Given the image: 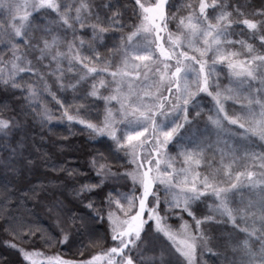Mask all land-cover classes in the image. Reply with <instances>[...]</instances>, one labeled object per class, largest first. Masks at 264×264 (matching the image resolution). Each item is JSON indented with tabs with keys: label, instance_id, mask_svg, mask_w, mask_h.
Instances as JSON below:
<instances>
[{
	"label": "snow or ice",
	"instance_id": "obj_1",
	"mask_svg": "<svg viewBox=\"0 0 264 264\" xmlns=\"http://www.w3.org/2000/svg\"><path fill=\"white\" fill-rule=\"evenodd\" d=\"M20 7L0 0L6 15L0 25L15 57L7 76L0 68V89L20 101L13 106L9 99L0 100V150L5 153L0 156V169L4 170L0 176V229L19 242L5 240V246L28 261L41 253L27 252L20 245L31 240L28 246H34L37 236L47 233L56 244L68 246L75 233L83 236L77 249L80 258L48 257L45 264H166L167 256L174 255L173 248L185 264H200L199 240H205L209 255L215 257L212 264H264V7L248 13L238 2L198 0V13L196 4L186 6L192 10L187 18L179 7L176 12L171 10L170 0H104L99 4L94 0H31L24 7L36 16L29 11L18 15ZM129 9L131 16L127 15ZM172 24H176L175 32ZM237 36L243 38L235 39ZM108 40L112 50L124 58L123 65L111 71L114 65L100 51L109 47ZM65 44L67 52L61 51ZM237 45L245 50L246 59H238L241 53L232 50ZM21 49V55H16ZM45 60L48 73L43 70ZM0 63H6L3 57ZM74 70L75 75H67ZM105 73L118 85L127 82L128 92L118 86L114 93L104 95ZM49 75L56 77L61 92L70 90V101L52 92L47 85ZM133 76L135 81L130 79ZM232 76L244 79L235 87L224 88V79L234 83ZM41 85L63 109L60 122L66 120L69 128L82 126L89 142H110L112 150L120 154L115 160L100 149L89 154L88 168L96 173L95 181L87 179L82 169L63 167L68 173L65 178L79 184L71 187L72 199L67 203L55 195L51 199L44 195L48 188L43 186L39 190L29 186L27 198L19 195L18 178L22 180L34 168L31 154H26L27 122L41 115L35 103L42 98ZM228 101L240 105L236 109L240 115L229 112ZM44 115L53 119L47 111ZM234 125L238 127H231ZM257 142L259 153L255 152ZM214 149L221 152L220 166L201 178L194 166L206 160L208 152L214 155ZM181 158L184 167L176 169L174 162ZM248 159L260 162L258 173H242L232 167ZM58 167L53 163L54 170ZM174 172L183 175V181L173 183ZM220 173L227 179H220ZM243 177H247L253 197L235 203V190ZM106 184L115 187L104 192ZM177 187L179 192L174 191ZM210 197L215 198L209 206L214 214H198L200 205ZM30 198L48 208L50 219L55 217L58 236L42 224L35 205L29 209ZM170 212L181 221L180 240L181 233L167 223ZM184 213L195 222L196 235L188 233ZM238 217L245 223L239 228L242 238L230 244L216 243L207 235L214 225L231 223L237 228ZM86 240L93 246L103 242L102 254L87 258ZM0 264H7V258L0 257Z\"/></svg>",
	"mask_w": 264,
	"mask_h": 264
},
{
	"label": "trees",
	"instance_id": "obj_2",
	"mask_svg": "<svg viewBox=\"0 0 264 264\" xmlns=\"http://www.w3.org/2000/svg\"><path fill=\"white\" fill-rule=\"evenodd\" d=\"M68 2H74V0H68ZM95 3L99 4L104 2V0H94ZM123 2V0H121ZM149 2L154 3L155 0H149ZM209 3H211V0H208ZM218 2H221V0H218ZM224 3H239L243 6L242 10L246 11L248 13H253L259 10L261 7H264V0H223ZM5 3H12L17 4L15 0H5ZM170 3L172 4V11L176 12L177 7H179L183 13V17L187 18L189 14L191 13V9L186 7L190 4H196V12L198 13V0H170ZM15 11V10H13ZM211 11V9H209ZM32 16H36L35 12L30 11ZM74 14V13H73ZM20 14V11L18 13ZM128 16H131V10L129 9ZM31 18V17H30ZM259 17H257L258 19ZM6 19L5 10L3 8H0V21H3ZM133 19H135L133 17ZM179 19V14H177V22ZM39 18L37 17V20H34L33 22H38ZM95 21H90V23H94ZM18 23V21H17ZM131 24V20L128 22ZM139 23V21H137ZM79 27V26H77ZM171 28L173 32L176 30V24H172ZM240 29H236L237 32H239ZM245 32H247V29H244ZM127 35V33H125ZM167 35V33H166ZM243 37H235V39H241ZM69 39L71 37L69 36ZM167 41V40H166ZM249 43H252L250 39L248 40ZM109 47L108 48H101L100 51L102 53H105L107 56V63L113 64L114 67L111 70H115V66H122L123 65V56L120 54L119 51H113L112 50V41H107ZM116 43L118 44L119 41L117 40ZM256 45H259V41L256 40L254 42ZM7 44V47L5 45ZM233 51H238L241 53V55L238 57L240 60H244L247 57L243 54L245 50H242L239 45L235 47V49H232ZM22 49L20 52H17L16 55H21ZM61 51L67 52V45L65 44ZM0 57H3L4 61L6 63H0V68H4L5 72L4 75L7 76V73L12 70V63L15 62V57L13 56V49L10 43H8V36L5 34L4 28L2 25H0ZM28 59H31V57H28ZM174 63V62H173ZM48 61H44V72L48 73L50 72V69L47 67ZM55 65H53L54 67ZM62 66L66 69L68 67L67 60H64L62 63ZM225 67V75L227 74V68ZM75 70L72 73H68L67 75L72 76L75 75ZM23 75V74H21ZM31 75V74H29ZM104 78L106 79L107 83L104 89H102V92L104 95H110L115 92L116 88L121 85H118L115 81H112L111 76H109L107 73L104 74ZM240 79H244L243 77H235L232 76L231 80L234 82L233 84H229L227 79L223 80V87L224 88H232L235 87L236 84ZM67 81H65L66 83ZM91 84V81H89V86ZM47 85L49 88H51L52 92H55L57 94V97H65L67 100H71V92L70 90L67 93L61 92L57 79L54 76L49 75L47 80ZM41 92H42V98L35 101V103L38 105L41 115L37 116L36 119H32L31 117L28 120V130H27V152L26 154L30 153L29 159H31L34 162V168L31 172H25L23 175V179L18 178V186L20 188L19 195L22 197H29L30 194L28 192V188L31 185H35L37 189L39 190L40 187H47L48 192H46L44 195H47L50 199L52 198V195H55L59 199H65L66 203L70 202L72 199V193H71V187H79L78 183H75L72 180H68L65 178V176L68 175V173L63 172V167L69 168H79L82 169L85 173H87V179H90L92 181L96 180V173L92 172L88 168V160H89V154L95 150L100 149L101 151H104L106 154L110 155L114 160L118 159L119 155L118 153L114 152L111 148L110 142L104 143H91L89 142V136L88 132L86 130L82 129V126L76 125L73 128H69L67 121L64 122L59 121V117L61 116V113L63 109L60 108V106L57 104L56 100L52 98V96L46 92L43 91V85H41ZM168 93L165 92V95ZM226 94V93H225ZM246 94V93H245ZM203 95V94H202ZM9 99L13 106H18L20 101L12 100L11 94L5 96L3 94L2 89H0V100L3 99ZM205 99H209L205 96ZM227 106L229 108V112L233 113L235 112L236 115H240L236 109L240 107L239 104L234 103L233 101H228ZM117 107V105H116ZM2 111V110H0ZM45 111L48 113H51L53 116V119L51 121L47 120V117L44 115ZM75 111V110H73ZM207 116L205 115V119ZM41 119H43V124L41 123ZM101 120H103V115L101 114L100 117ZM227 124V121L224 122ZM233 128L238 127V125L231 126ZM19 134L17 135V139H19ZM215 139V137H213ZM222 141L224 137L221 138ZM228 143H231V141H228ZM221 148L224 147L223 142L221 143ZM261 151V148L259 147V142H257V146L255 147V152L259 153ZM214 155L213 152L207 153V159L201 160V163L198 166L195 167V171L199 172L201 174V178L203 176L208 175L210 171H214L217 167L220 166L221 163V152L219 149H214ZM5 153L0 150V156H4ZM243 155V154H241ZM215 161V163H213ZM55 163L56 165H59L61 167H58L57 169H53L52 165ZM211 164L212 167L209 168L208 165ZM237 164L239 166H237ZM134 167V166H133ZM175 168H181L184 167L183 164V158H181L178 161L174 162ZM233 168L236 169L238 172H245L247 171H254L259 172L260 171V162L258 160H251L248 159L246 161L241 160L238 161L236 164L232 165ZM114 170V169H113ZM124 169L121 168V171ZM4 175V170L0 169V176ZM220 179H227L226 176H224L223 173H220L219 176ZM52 181L50 184L49 181ZM233 180H235V173H233ZM131 178L129 177L127 180V184L129 188L131 187ZM64 184V187L62 185ZM115 187V185L112 184H106L102 191L106 192L110 189ZM128 189L121 188V191H127ZM175 190V189H174ZM253 197V189H251L247 177L242 178V182L239 185V188L235 190V203H239L241 199H243L245 202H247L249 199ZM99 198V197H97ZM214 197H210L208 200H206L203 204L200 205L198 211V214H208L213 215V209L209 207L214 202ZM75 202H72L74 204ZM126 203V202H125ZM35 205V211L39 213V219L41 220L42 224L51 230V233L53 235H59L60 234V228L57 226V221L55 217H52L51 219L47 215L48 208L40 206L35 198H30L28 201V207L29 209H32ZM71 206V205H70ZM179 211V210H177ZM217 219H220L219 213H215ZM184 220L188 221V233L191 235H196L194 232L195 228V222L192 220L191 217L187 215V213L183 214ZM202 218V215H201ZM224 219H227L226 217ZM239 226L235 229H233V225L231 223L222 224V225H214L212 230L208 231L207 235L214 239L216 243H231L232 240L239 239L243 237V233L239 232V228H243L245 226V223L243 221L239 220V217L237 218ZM3 223L2 216H0V224ZM78 223V222H77ZM169 225H174L173 231L179 232L183 229L180 228L181 221L178 219L177 215L169 213V219L167 221ZM248 224H251V220L248 219ZM71 226V225H69ZM227 229L228 231L225 232L224 230ZM74 230V229H73ZM103 231V229H101ZM183 232V231H182ZM182 235V234H181ZM183 238L182 236L177 237V240H180ZM44 239H48L49 243H44ZM10 241V242H16L19 244L18 241H13V237L10 234L4 233L2 229H0V257H6L7 258V264H32L33 259H37L35 261V264L42 261L47 260L48 257H55L60 256L63 259H71L73 256H75L77 259L80 258V253L77 252V249L81 247V241L83 240V236L81 234H75L74 233V239L73 242L68 246H61L54 242V240L51 239V236L47 233L44 237L37 236L35 240L34 246H28L31 244V240L26 242L23 245H20L25 248L27 252L30 253H41V255H34L31 257L30 260L24 261L20 255V253L10 247H6L4 244V241ZM199 240V237H198ZM168 243H171L169 241ZM85 244H88V241H85ZM206 241L205 240H199V247H200V264H212L213 261H215V257L209 255L207 248L205 247ZM103 247V242H100L97 246H93L91 244H88V257L90 258L92 255L96 254H102L101 248ZM174 255L169 254L166 258V264H185V261L183 257L179 255V253L175 252V249H172ZM40 264V263H38ZM100 264H106L105 261H101Z\"/></svg>",
	"mask_w": 264,
	"mask_h": 264
},
{
	"label": "rangeland",
	"instance_id": "obj_3",
	"mask_svg": "<svg viewBox=\"0 0 264 264\" xmlns=\"http://www.w3.org/2000/svg\"><path fill=\"white\" fill-rule=\"evenodd\" d=\"M17 2V4H19L21 7H20V14L23 15L25 13V11H31V9H26L24 6L27 4V3H31V0H15ZM165 35V42L167 43V35L166 33L164 34ZM174 62V61H173ZM130 79H132L133 81H135V77H131ZM120 88L122 90L123 93H127L128 92V83L125 82L123 84H120ZM117 108H119V105H117ZM130 112H131V109H130ZM176 169H179V168H176ZM173 175L175 176V180L173 181V183H177L179 181H183L184 177L183 175H177L175 172L173 173ZM175 192H179V187H177L175 190ZM183 231V230H182ZM182 231H179V233H181L183 235V232ZM182 235H178L177 237L179 238V236H182ZM34 261H37V259H33ZM45 261L46 260H42L38 263L40 264H45ZM36 263V264H38ZM101 263V262H100ZM106 263V261H105Z\"/></svg>",
	"mask_w": 264,
	"mask_h": 264
}]
</instances>
